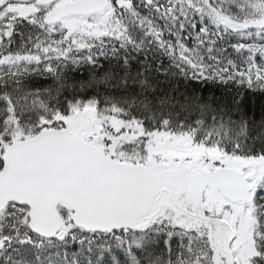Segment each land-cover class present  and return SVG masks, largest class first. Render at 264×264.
<instances>
[{"label":"snow or ice","instance_id":"obj_1","mask_svg":"<svg viewBox=\"0 0 264 264\" xmlns=\"http://www.w3.org/2000/svg\"><path fill=\"white\" fill-rule=\"evenodd\" d=\"M0 264H264V0H0Z\"/></svg>","mask_w":264,"mask_h":264}]
</instances>
